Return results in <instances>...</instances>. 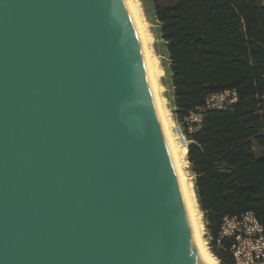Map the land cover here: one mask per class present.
Wrapping results in <instances>:
<instances>
[{
  "label": "water",
  "instance_id": "obj_1",
  "mask_svg": "<svg viewBox=\"0 0 264 264\" xmlns=\"http://www.w3.org/2000/svg\"><path fill=\"white\" fill-rule=\"evenodd\" d=\"M0 264H206L129 0H0Z\"/></svg>",
  "mask_w": 264,
  "mask_h": 264
},
{
  "label": "trees",
  "instance_id": "obj_2",
  "mask_svg": "<svg viewBox=\"0 0 264 264\" xmlns=\"http://www.w3.org/2000/svg\"><path fill=\"white\" fill-rule=\"evenodd\" d=\"M153 2L210 247L219 264H233L231 242L218 243L224 219L253 212L264 227V0ZM225 90L238 103L206 113L189 134L185 119Z\"/></svg>",
  "mask_w": 264,
  "mask_h": 264
},
{
  "label": "rangeland",
  "instance_id": "obj_3",
  "mask_svg": "<svg viewBox=\"0 0 264 264\" xmlns=\"http://www.w3.org/2000/svg\"><path fill=\"white\" fill-rule=\"evenodd\" d=\"M132 2L136 6L140 23L144 27L145 34L147 36V48L150 53V57L153 63L155 64V68L157 69V84L159 98L164 116L166 117V120L170 128L172 129L171 132L174 136L176 143H180V141L178 140V129L180 130L183 140L185 142V145L181 146L180 148V150L182 151V155L180 158V165H182L181 172L183 174L185 182L187 183L189 193L192 197L196 212L198 213L200 219L199 221L201 225L202 239L209 252L214 256L210 247V233L207 229L206 218L204 213L201 211L197 201V195L194 185V176L191 172V167L188 162L187 147L189 144V139L183 134L175 114L174 90L171 82L170 60L166 44L161 37L160 24L156 19L155 3L153 2V0H132ZM259 154L260 152L258 151L257 155Z\"/></svg>",
  "mask_w": 264,
  "mask_h": 264
},
{
  "label": "built area",
  "instance_id": "obj_4",
  "mask_svg": "<svg viewBox=\"0 0 264 264\" xmlns=\"http://www.w3.org/2000/svg\"><path fill=\"white\" fill-rule=\"evenodd\" d=\"M264 101V95H263ZM239 101L236 90H225L210 94L203 107L191 112L185 119L189 134L202 129L205 115L210 111H222L232 108ZM231 242L230 253L233 264H264V227L253 212L241 217L225 218L221 227L220 239Z\"/></svg>",
  "mask_w": 264,
  "mask_h": 264
},
{
  "label": "bare ground",
  "instance_id": "obj_5",
  "mask_svg": "<svg viewBox=\"0 0 264 264\" xmlns=\"http://www.w3.org/2000/svg\"><path fill=\"white\" fill-rule=\"evenodd\" d=\"M129 2H130L131 6H132V8H133V10H134V12L136 14V17L138 19V22H139V25H140V28H141V31H142V34H143V37H144L157 104H158V107H159V111H160V114H161V117H162V121H163L165 130H166V133H167V136H168L172 151L174 153V156H175V159H176V162H177L178 170H179L180 177H181V180H182L183 188H184V191H185L186 199H187V202H188V206H189V209H190L191 217H192V220H193L194 228H195V231H196V235H197V238H198V242H199L201 251L203 253V256H204V259L206 261V264H219L218 261L215 259V257L209 252L208 248L206 247V245H205V243H204V241L202 239V231H201V225H200V221H199L200 219H199L198 213L196 212L192 197H191V195L189 193V189H188L187 183L185 182V179H184L183 174L181 172V166L182 165H180V163H181L180 162V158H181V155H182V151L180 150V148H181V146H184L185 144H184L183 140L181 139V137L179 136V134H178V140L180 141V143L179 142H178V144L176 143V141L174 139V136H173V134L171 132L172 129L170 128V126H169V124H168V122L166 120V117L164 116L162 105H161L160 98H159V91H158V84H157L158 73H157V69L155 68V64L153 63V61H152V59L150 57V53L148 51V48H147V36L145 34V30H144L143 25L140 23L136 6L133 4L132 0H129Z\"/></svg>",
  "mask_w": 264,
  "mask_h": 264
}]
</instances>
